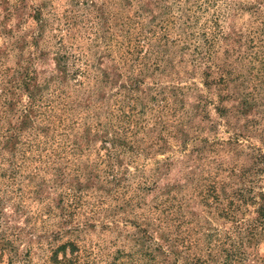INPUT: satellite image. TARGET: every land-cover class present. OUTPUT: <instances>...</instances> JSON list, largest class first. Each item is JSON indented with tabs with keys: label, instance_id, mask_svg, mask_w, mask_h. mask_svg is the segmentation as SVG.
I'll return each instance as SVG.
<instances>
[{
	"label": "rangeland",
	"instance_id": "1",
	"mask_svg": "<svg viewBox=\"0 0 264 264\" xmlns=\"http://www.w3.org/2000/svg\"><path fill=\"white\" fill-rule=\"evenodd\" d=\"M28 69L29 90L18 89ZM2 92L0 123L15 132L25 108L55 100L21 123V141L40 137L25 155L19 138L0 150V237L15 232L16 262L30 249L45 264L68 243L89 264H139L146 247L153 264H264V229L252 226L264 191V0H0ZM63 97L54 135L44 118ZM242 188L254 202L225 214L220 203Z\"/></svg>",
	"mask_w": 264,
	"mask_h": 264
},
{
	"label": "trees",
	"instance_id": "2",
	"mask_svg": "<svg viewBox=\"0 0 264 264\" xmlns=\"http://www.w3.org/2000/svg\"><path fill=\"white\" fill-rule=\"evenodd\" d=\"M207 43H210V42H207ZM76 73L77 72H75V74H72L73 78H75L77 76ZM33 78H34L33 71L28 69L24 73V78L22 79V82H20V84L17 85V88L18 89L23 88V89L29 90V85H30L31 81L33 80ZM2 94H3V92L0 93V96H2ZM61 94L66 95L67 93H66V91H61ZM29 96H30V98L34 99V97H32L31 95H29ZM57 97L60 98V95L58 94ZM39 100H42V99L39 98ZM0 102H5V100L1 101V98H0ZM54 103H55L54 99L48 100L46 102L45 111H40V109L43 107L42 104H33V105L28 106V108H25V110L22 111L21 115L19 116L20 122L15 127V130H17L16 132L14 131V129H10L8 127L3 128V126H1L3 124L0 123V150L2 148L6 147L5 144L8 143L9 141H13L14 139H18V138H19V141H21V138L24 136L23 135L24 129L22 128L21 123H27V118L31 117L33 114L37 117L46 115L48 113V107H49V111H54V109H55ZM60 103L65 105V107H63L62 111L58 115L49 113L48 116L46 118H44V120L50 121V123H46V124H48L46 126L48 127L47 129L53 131L54 135L56 132H58L60 130V128H62V130H64V128H63V124L65 121L64 116L66 115V112L69 110L68 107L66 106L67 101L64 97L61 98ZM46 111H47V113H46ZM53 115L56 118V121L52 120ZM125 117H129V116L125 115ZM58 128H59V130H58ZM125 131H128V128L124 127L123 132H125ZM31 132L32 131H30L29 134L26 135L27 136L26 140L21 141L23 143H22V146L20 148L14 146L15 148H17L19 155H21V154L25 155L26 154V150L21 149L22 147H24L25 145L31 147L32 142L36 143L37 139L40 138V137L34 136V134ZM57 135L65 136L62 133H59ZM47 142L48 141H39L37 143V144H39V145H37L39 147L38 149H40L41 144H47ZM125 144H126V141H124L123 143H120L119 146H116L115 143L111 142V145L109 147H107V149H110V148L112 149V148H116V147L124 148L123 146H125ZM58 146H60V148L62 147V149H63L62 152L65 151L66 143L62 144V142H60L58 144ZM72 149L74 150L75 147H73ZM29 150H31V149H29ZM56 152L57 153H55V151H54L55 154H58L59 150H57ZM14 157L15 158L17 157V159L19 158V156H17V155H15ZM21 159H24V158L21 157ZM20 168H21V164L18 163V161H17V163L15 164V168H14L13 173H16ZM37 168H39V167H37ZM15 170H16V172H15ZM212 188L209 189L210 191L207 192L208 195H210ZM245 191H246V193H245ZM250 191L251 190H245L242 188V189H239L237 192H235V195L238 197L237 203H239V201H240V204H238V205L234 203L233 198H230L232 196L235 197L234 193H233V195L231 194L230 197L226 198L227 200H229L227 205L224 202L220 203V204H222V211H225V214L230 215V213H232V211H235V209H240L239 207L246 204L247 201L252 200V202H254L253 197L250 198L249 195H247V193H249ZM72 196H73V199L76 200L75 195L72 194ZM252 196L256 197L255 195H252ZM257 198L259 199L258 200L259 207L256 210L258 217H257V220L255 221L256 224L252 225L253 229H255V230H257L259 227L264 229V191L259 193ZM205 199H208V197H205ZM16 237L17 236L15 235V232H13V231H6L0 237V264H32L33 263V261L31 260L32 253H31L30 249H28L26 251V253L23 255L21 260H19L18 262H16L14 260V257L12 258L6 253V251L8 250V247H10L12 245V243L16 239ZM67 245H69V244L65 243V244L59 246L55 250L52 249L53 254H52V256L49 257L48 261L45 264H89L88 261H87V263L80 262L81 254H79L78 249L75 251V248H77L75 246V244H74L75 247H73V245L70 244V246L72 248H71V251L69 253L66 250ZM231 246H232L231 249H225V251H226V262H228V263H230L231 261H236L238 259V255L236 254L237 249H235L233 244H231ZM59 250L62 251V253H63V256L61 258H59V254H58ZM147 250L148 249L146 247L144 250L135 251L136 253H133V255H132L133 261L140 260L139 264H153L152 262L157 260V255H153L152 252L147 253L148 252ZM134 255H136V256H134ZM146 257H147L148 261L144 260V258H146ZM161 263L166 264V259L164 258L161 261ZM199 264H203V263L201 262Z\"/></svg>",
	"mask_w": 264,
	"mask_h": 264
}]
</instances>
